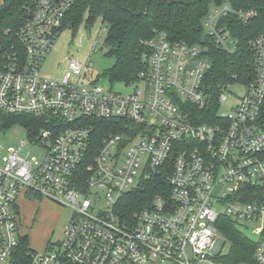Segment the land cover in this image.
Listing matches in <instances>:
<instances>
[{
    "label": "built area",
    "instance_id": "2783aa9c",
    "mask_svg": "<svg viewBox=\"0 0 264 264\" xmlns=\"http://www.w3.org/2000/svg\"><path fill=\"white\" fill-rule=\"evenodd\" d=\"M74 2L33 0L20 24L22 48L0 59V110L51 122L0 155V264H10L24 235L18 198L32 193L73 214L58 247L30 251L27 264H223L216 255L225 244V216L242 230L263 222L252 239L255 261L264 264V33L249 41L253 79L220 84L211 115L207 45L172 41L164 32L146 41L147 69L125 84L131 91L106 90L77 58L63 78L42 76ZM232 11L224 2L203 23L228 51L235 50L228 42H237L219 20ZM235 12L245 21L255 14ZM238 85L245 93L224 110ZM96 117L118 120L120 130L94 147L86 120ZM34 148L45 149L41 160L31 156ZM146 184L157 193L127 214L124 197Z\"/></svg>",
    "mask_w": 264,
    "mask_h": 264
},
{
    "label": "trees",
    "instance_id": "16d2710c",
    "mask_svg": "<svg viewBox=\"0 0 264 264\" xmlns=\"http://www.w3.org/2000/svg\"><path fill=\"white\" fill-rule=\"evenodd\" d=\"M32 2L33 0H4L0 5V59H5L15 49L22 48L20 24L25 9ZM224 2H228L233 11L220 18L219 26L236 40L234 51L224 49L203 28L211 6H219ZM238 9L253 10L255 14L245 21L235 12ZM85 14L87 25H93L97 18H101L106 25V54L114 57L115 62L106 69L104 75L112 82L132 84L138 80L139 74L147 69L146 56L150 47L146 41L160 32H164L172 41L184 40L189 44L207 45L211 66L203 82L212 98L208 103L211 109L207 110L211 115L220 106V84L234 80L233 76L245 83L254 77L252 60L255 54L249 47V41L264 33V0H75L63 18L60 31L65 27L76 31ZM16 123L23 125L30 135L37 134L41 127L51 125L43 116L8 114L0 110V130H6ZM86 123L94 126V147L100 144V139L109 131L120 130L118 120L115 119L96 117L86 120ZM167 178L163 177L165 183ZM156 193L154 185L146 184L127 194L123 202L126 204L125 212L128 214L133 208L140 207ZM20 226L22 230V224ZM219 229L229 247L225 253L216 255L217 261L223 264H257L254 257L256 243L230 217L221 218ZM32 250L30 237L25 233L20 238L10 264H27Z\"/></svg>",
    "mask_w": 264,
    "mask_h": 264
},
{
    "label": "rangeland",
    "instance_id": "374dc122",
    "mask_svg": "<svg viewBox=\"0 0 264 264\" xmlns=\"http://www.w3.org/2000/svg\"><path fill=\"white\" fill-rule=\"evenodd\" d=\"M2 0H0L1 2ZM215 5L211 6L214 9ZM87 14L76 31L71 27H65L60 31L52 47L42 62L39 73L46 78L61 79L68 71V63L72 58H77L83 67L90 73V80H96L106 90L128 92L132 85L121 82H112L104 75L106 69L111 67L115 58L106 54L105 24L101 18H97L93 25H87ZM230 49H235L236 44L228 42ZM97 48V51L94 49ZM77 80L76 76L72 77ZM85 79V82H88ZM234 94L229 96L228 101L221 107L228 111L231 103L245 93L244 86H235ZM27 142V129L20 123H16L6 130H0V155L7 153L10 147H19L21 143ZM45 149L34 148L31 156L39 160L43 158ZM18 215L23 228L21 231L27 233L34 250L42 251L47 246L58 247L64 236L66 224L71 220L73 210L52 202L38 193L31 195H20L18 198ZM263 225L262 221L247 222L248 228L245 233L251 238H256L255 229ZM225 240V239H224ZM229 243L225 240L221 253L228 250Z\"/></svg>",
    "mask_w": 264,
    "mask_h": 264
},
{
    "label": "crops",
    "instance_id": "0c3cea01",
    "mask_svg": "<svg viewBox=\"0 0 264 264\" xmlns=\"http://www.w3.org/2000/svg\"><path fill=\"white\" fill-rule=\"evenodd\" d=\"M3 1H4V0H2V1L0 2V5L3 3Z\"/></svg>",
    "mask_w": 264,
    "mask_h": 264
}]
</instances>
